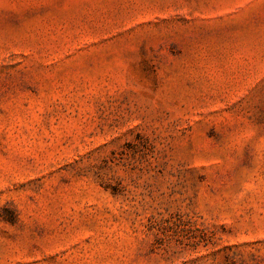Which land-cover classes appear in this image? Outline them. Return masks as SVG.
<instances>
[{
    "label": "rangeland",
    "instance_id": "1",
    "mask_svg": "<svg viewBox=\"0 0 264 264\" xmlns=\"http://www.w3.org/2000/svg\"><path fill=\"white\" fill-rule=\"evenodd\" d=\"M0 264H264V0H0Z\"/></svg>",
    "mask_w": 264,
    "mask_h": 264
}]
</instances>
